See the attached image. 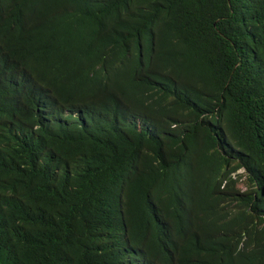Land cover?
Segmentation results:
<instances>
[{"label":"trees","instance_id":"obj_1","mask_svg":"<svg viewBox=\"0 0 264 264\" xmlns=\"http://www.w3.org/2000/svg\"><path fill=\"white\" fill-rule=\"evenodd\" d=\"M0 264H264V0H0Z\"/></svg>","mask_w":264,"mask_h":264},{"label":"rangeland","instance_id":"obj_2","mask_svg":"<svg viewBox=\"0 0 264 264\" xmlns=\"http://www.w3.org/2000/svg\"><path fill=\"white\" fill-rule=\"evenodd\" d=\"M244 170H242L241 172H239V175H243V177H242V180H240L239 182H238V185H237V188L239 189V190H242V191H245V190H247V183H246V180H245V177H244Z\"/></svg>","mask_w":264,"mask_h":264},{"label":"clouds","instance_id":"obj_3","mask_svg":"<svg viewBox=\"0 0 264 264\" xmlns=\"http://www.w3.org/2000/svg\"><path fill=\"white\" fill-rule=\"evenodd\" d=\"M242 170H244V169H242ZM241 172V171H240ZM244 173H245V170H244ZM239 176H241V177H243V175H239V172H237V177H239ZM246 176V173L244 174V177ZM233 178H234V180H237V178H235V174H233ZM241 180H242V178H241ZM238 181V180H237ZM240 181V180H239ZM241 182V181H240ZM246 191V190H245Z\"/></svg>","mask_w":264,"mask_h":264}]
</instances>
